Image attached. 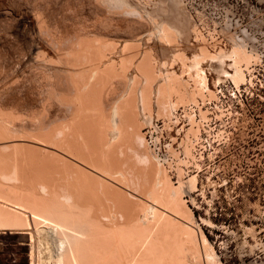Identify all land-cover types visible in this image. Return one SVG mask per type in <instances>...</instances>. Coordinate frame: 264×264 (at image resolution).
Wrapping results in <instances>:
<instances>
[{
	"label": "bare ground",
	"instance_id": "6f19581e",
	"mask_svg": "<svg viewBox=\"0 0 264 264\" xmlns=\"http://www.w3.org/2000/svg\"><path fill=\"white\" fill-rule=\"evenodd\" d=\"M187 11L181 0H0V230L27 232L19 264H223L184 199L212 136L194 107L214 98L208 73L253 85L262 56L247 31L210 45ZM179 109L190 127L163 158L147 133L161 134L159 120L171 130ZM58 142L82 160L66 162Z\"/></svg>",
	"mask_w": 264,
	"mask_h": 264
},
{
	"label": "rangeland",
	"instance_id": "374dc122",
	"mask_svg": "<svg viewBox=\"0 0 264 264\" xmlns=\"http://www.w3.org/2000/svg\"><path fill=\"white\" fill-rule=\"evenodd\" d=\"M181 1L182 4L185 5L186 10L190 12V15L196 25H199V29L202 28V33H204L203 36L205 40H207L210 45L216 44L217 48L221 47L222 49L228 48V46L226 47V44L228 43L226 40L228 32H230L232 35H238L228 30L218 32L217 30H213V32L210 27L212 25L210 18L209 20L204 21L200 18L201 16L199 14H210L215 10H225L227 7H230L232 3H235V8L240 12H244L246 15V30L242 31V37L243 33L246 31L250 35L254 36V44L261 53V63L253 67L255 68L253 73H255L256 76L253 77V85H246V159H250L248 164H246L247 177L251 169L258 166L259 161L262 163L264 162V0ZM243 2H246V5ZM138 30L132 33L120 32L121 34H118L117 32H113L114 34H109H111V37H116L117 40L118 38L124 39L131 36H143L144 29ZM224 31L225 33H223ZM216 34L217 36H220V39H217V36H215ZM24 37H26V35H24ZM242 37L238 36V38ZM157 47L159 46L156 45V48ZM8 50L13 52L12 47H9ZM21 69L22 72L24 71V73L28 72L27 64L23 63ZM26 79L25 82L28 83V80ZM26 83L24 85L22 81V86L24 85L27 87ZM29 84L30 82L28 83V87ZM61 85L66 87L64 86L63 82H61ZM22 90L23 91H21V93L23 98H25V101L26 99L28 100L29 96H32L34 98L30 97L29 102H34L35 105H39L38 101L32 102V100H37L38 96L40 98L38 91L37 94V92L35 90L33 91V89L32 91H30L31 89L27 90V88ZM28 91L32 92V94H25V92L29 93ZM26 95L28 97H26ZM162 123L163 120H159V124L162 125ZM145 128L147 127H143V132H147ZM39 141L46 143L42 140ZM54 145L68 152L73 157L74 160H65L66 162L77 165L78 163L76 160H82V157L80 155L77 156L75 153L73 148L74 146L72 147L73 144L71 145L69 142H58ZM22 154L25 156L36 155L37 157H47L50 155L48 153L39 152L38 150L34 149L24 150L22 151ZM51 157L52 155L48 156L47 158L50 159ZM61 160L63 159L61 158ZM259 174H262V172H259ZM169 176L172 182L178 185V183H176V175L171 173ZM249 183L250 184L248 185L246 183L245 190L240 188L234 192H232L230 188L227 190V192L226 190H221L219 193V200L215 201L210 192L205 193L204 191H202L201 196H197V192H195L191 193V195L186 194L184 197L187 205L199 220L203 232L212 243L223 264H264V180L262 175H258L255 178H252ZM192 199L195 202L194 204L192 203ZM30 210L31 209L29 208L26 209L28 212H31ZM202 219L211 220L214 224V227H209L203 224ZM20 233H8L7 230H3V232L0 230L1 262L6 264H19V262H22V260L25 261V258H29L27 255H30V251L26 248L29 243L26 242L25 237H23L27 235V232ZM12 254H14L13 256L15 258L12 256Z\"/></svg>",
	"mask_w": 264,
	"mask_h": 264
},
{
	"label": "built area",
	"instance_id": "2783aa9c",
	"mask_svg": "<svg viewBox=\"0 0 264 264\" xmlns=\"http://www.w3.org/2000/svg\"><path fill=\"white\" fill-rule=\"evenodd\" d=\"M243 3L246 5V2ZM199 15L204 21L210 18L212 31L228 30L242 37V31L246 30V15L235 8V3L225 10ZM217 39H220V36H217ZM208 75L214 98L200 101L199 106L194 107V113L198 123L204 128L212 129V136L202 134L205 148L197 146L196 152L202 170L199 172L193 169L192 172L199 175L197 196H201L202 191L210 192L215 201L219 200L221 190H245L246 183L250 184L251 179L258 175H262L264 180V162L259 161L258 166L253 167L252 173L250 171L246 177V164L250 161L249 158L246 159V83L236 88L230 78L223 76L219 81L216 73ZM200 109L207 111V119L201 118ZM177 115L180 118L182 110L179 109ZM173 122L171 130L168 131L163 130L164 123L160 125L158 121V127L162 129L161 134L147 133L149 144L163 158L170 146L179 147L184 129L190 127L189 121L183 116L177 123L175 117ZM217 134L220 136L214 138ZM157 137L158 142L155 141Z\"/></svg>",
	"mask_w": 264,
	"mask_h": 264
}]
</instances>
